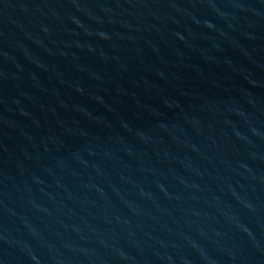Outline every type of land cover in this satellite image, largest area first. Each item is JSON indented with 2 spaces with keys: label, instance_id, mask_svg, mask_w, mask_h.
<instances>
[{
  "label": "water",
  "instance_id": "95a60500",
  "mask_svg": "<svg viewBox=\"0 0 264 264\" xmlns=\"http://www.w3.org/2000/svg\"><path fill=\"white\" fill-rule=\"evenodd\" d=\"M0 264H264V0H0Z\"/></svg>",
  "mask_w": 264,
  "mask_h": 264
}]
</instances>
